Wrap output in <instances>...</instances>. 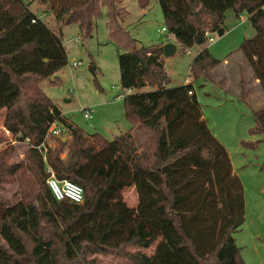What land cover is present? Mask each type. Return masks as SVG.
<instances>
[{
    "label": "trees",
    "instance_id": "trees-1",
    "mask_svg": "<svg viewBox=\"0 0 264 264\" xmlns=\"http://www.w3.org/2000/svg\"><path fill=\"white\" fill-rule=\"evenodd\" d=\"M36 0H0V112L17 140L28 142L22 160L14 148L0 153V264H97L90 255H117L134 264H246L233 233L245 222L243 185L225 146L212 133L192 82L169 86L163 46L120 53V83L136 90L124 101L132 129L109 140L87 134L41 88L68 64L62 35L31 10ZM114 4V0H110ZM98 0H54L64 24L90 34ZM165 29L182 49L204 45L206 33L226 32V12H244L256 34L238 48L264 92V0H158ZM150 0H139L147 7ZM204 47L191 62L194 79L209 77L224 62ZM150 87L151 90H140ZM192 92V93H190ZM242 99L247 93L241 89ZM264 134V108L254 112ZM56 123L62 128L53 135ZM134 128L152 136L145 152ZM49 140L54 142L49 144ZM51 168L84 191V201L57 200L47 179ZM16 184L19 200L2 194ZM134 186L136 208L122 196ZM154 253L129 247L149 248Z\"/></svg>",
    "mask_w": 264,
    "mask_h": 264
},
{
    "label": "rangeland",
    "instance_id": "rangeland-1",
    "mask_svg": "<svg viewBox=\"0 0 264 264\" xmlns=\"http://www.w3.org/2000/svg\"><path fill=\"white\" fill-rule=\"evenodd\" d=\"M53 2L36 0L30 8L62 35L69 62L56 74L57 82L51 83L55 79L52 77L43 81L41 88L87 134L97 132L112 140L133 127L126 120L123 99L118 98L120 93L130 94L120 83L119 54L129 52L135 46L176 44V52L163 57L171 78L169 86L182 85L191 78L203 117L225 146L234 173L243 185L245 222L233 236L241 247L246 264H264V134L254 131V112L264 108V92L252 68L238 51L245 39L256 34L249 14L244 12L237 18L232 9L227 10L224 35L212 32L213 41L207 40L204 45L184 50L173 35L163 30L165 21L158 0H150L144 8L139 0H114V4L110 0H98L99 13L94 18L90 34L82 31L78 23L64 24L56 20L50 9ZM202 47H208L216 58L227 60L228 65L222 62L210 72L209 77L194 79L190 72L191 62ZM74 62L80 65L74 67ZM242 86L247 93L246 99H242ZM149 90L150 87H145L140 91ZM131 93H136V90ZM82 107H92L93 117L85 118L80 111ZM5 116L6 111L2 110L0 153L13 147L7 160L15 163L23 159L28 143L17 140L5 128ZM134 134L143 150L151 151V134L140 128H136ZM49 144L54 142L49 140ZM2 194L14 203L19 200L16 184L5 185ZM122 196L128 206L137 207L138 195L134 186L125 187ZM0 244L6 245L1 236ZM153 249L128 248L146 254L152 253ZM90 257H95L97 264H134L117 255L98 253Z\"/></svg>",
    "mask_w": 264,
    "mask_h": 264
},
{
    "label": "built area",
    "instance_id": "built-area-1",
    "mask_svg": "<svg viewBox=\"0 0 264 264\" xmlns=\"http://www.w3.org/2000/svg\"><path fill=\"white\" fill-rule=\"evenodd\" d=\"M163 30H166L163 28ZM208 40L213 41V38L210 36L209 33H206ZM78 40V38H76ZM79 62H74L73 66H79ZM128 92L131 93L132 89H127ZM192 93V92H190ZM127 94L125 92L120 93L118 95L119 99H124ZM80 111L83 113V116L87 119L93 117L94 109L92 107H82ZM62 132V128L58 126L56 123H53L50 128V133L53 135L60 134ZM26 142L28 143L29 140L27 139ZM50 172V176L47 179V185L49 186L52 194L57 200H64L67 199L73 203H82L84 201V191L83 188L69 180V179H59L56 177L54 171L51 168L47 169Z\"/></svg>",
    "mask_w": 264,
    "mask_h": 264
},
{
    "label": "water",
    "instance_id": "water-1",
    "mask_svg": "<svg viewBox=\"0 0 264 264\" xmlns=\"http://www.w3.org/2000/svg\"><path fill=\"white\" fill-rule=\"evenodd\" d=\"M176 44L173 42H167L163 45V56L169 57L176 52ZM94 69V68H92Z\"/></svg>",
    "mask_w": 264,
    "mask_h": 264
},
{
    "label": "crops",
    "instance_id": "crops-1",
    "mask_svg": "<svg viewBox=\"0 0 264 264\" xmlns=\"http://www.w3.org/2000/svg\"><path fill=\"white\" fill-rule=\"evenodd\" d=\"M202 49H203V47L200 49V51H201ZM223 64H224V65H228V61L225 60ZM256 80H257V79H256ZM191 81H192V80H191V78L189 77V78L186 79V81H185L184 84L189 83V82H191ZM132 91H134V90H132ZM194 91H195V90H194ZM195 93H196V92H195ZM135 129H136V128H135ZM135 129L132 130V133H133L134 136H135V134H134ZM158 242H159V239L155 242V244H152V245L150 246V247H153V248H154L152 253H154L155 248H156ZM152 253H150V254H152ZM150 254H148V255H150Z\"/></svg>",
    "mask_w": 264,
    "mask_h": 264
}]
</instances>
